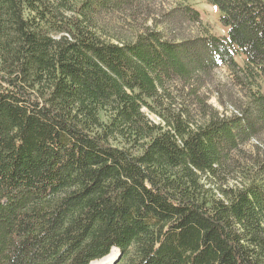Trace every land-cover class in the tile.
<instances>
[{
	"label": "trees",
	"instance_id": "1",
	"mask_svg": "<svg viewBox=\"0 0 264 264\" xmlns=\"http://www.w3.org/2000/svg\"><path fill=\"white\" fill-rule=\"evenodd\" d=\"M146 1L0 0V264H264V155L242 149L264 131V0H206L224 37L106 38L99 15ZM219 65L250 92L241 116L191 87Z\"/></svg>",
	"mask_w": 264,
	"mask_h": 264
},
{
	"label": "rangeland",
	"instance_id": "2",
	"mask_svg": "<svg viewBox=\"0 0 264 264\" xmlns=\"http://www.w3.org/2000/svg\"><path fill=\"white\" fill-rule=\"evenodd\" d=\"M188 7L199 12L200 19L197 23L191 22L183 14V11ZM97 22L105 32L106 38L117 36L124 40H131L136 31L142 30L143 27L161 30L165 39L177 43L203 40L208 36L224 37L227 33V30L219 23L218 10L206 0H149L141 4L132 20L120 14L104 13L98 16ZM236 61L239 65L243 64L240 57H237ZM168 86L177 107L185 104L193 123L202 124L206 118L194 97L187 96L190 89L187 87L186 91H183L181 82L177 80ZM191 87L198 88L197 95L205 101L208 108L215 110L220 117L241 116V113L250 106L249 90L241 85L233 73L223 65L208 71L202 77L199 85L192 83ZM259 89L264 94L263 83L260 84ZM253 90L252 88L251 91ZM144 113L153 123H160V119L149 111L144 110ZM242 149L253 156L264 155V131L243 145ZM236 158L238 161L240 160L239 157ZM112 253L117 255L112 260L114 262L119 258V251L115 249L110 254ZM92 264H103V262L102 260L95 261Z\"/></svg>",
	"mask_w": 264,
	"mask_h": 264
},
{
	"label": "bare ground",
	"instance_id": "3",
	"mask_svg": "<svg viewBox=\"0 0 264 264\" xmlns=\"http://www.w3.org/2000/svg\"><path fill=\"white\" fill-rule=\"evenodd\" d=\"M115 250V249H113ZM116 254H110L109 256H107L106 258L102 259L103 264H110V262H112V260L116 257ZM101 261V260H100ZM92 264V263H91Z\"/></svg>",
	"mask_w": 264,
	"mask_h": 264
},
{
	"label": "water",
	"instance_id": "4",
	"mask_svg": "<svg viewBox=\"0 0 264 264\" xmlns=\"http://www.w3.org/2000/svg\"><path fill=\"white\" fill-rule=\"evenodd\" d=\"M120 253L118 254V257L120 258ZM119 258L117 259V260H115L114 262H112V264H116L117 262H118V260H119Z\"/></svg>",
	"mask_w": 264,
	"mask_h": 264
}]
</instances>
